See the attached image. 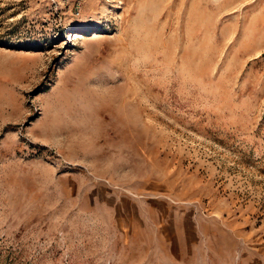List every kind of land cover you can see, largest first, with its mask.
I'll list each match as a JSON object with an SVG mask.
<instances>
[{
  "label": "rangeland",
  "instance_id": "1",
  "mask_svg": "<svg viewBox=\"0 0 264 264\" xmlns=\"http://www.w3.org/2000/svg\"><path fill=\"white\" fill-rule=\"evenodd\" d=\"M0 264H264V0H0Z\"/></svg>",
  "mask_w": 264,
  "mask_h": 264
}]
</instances>
